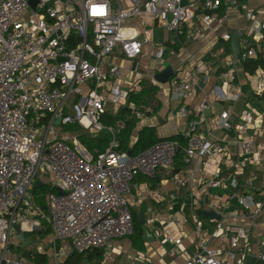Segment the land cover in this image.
Wrapping results in <instances>:
<instances>
[{
	"label": "built area",
	"instance_id": "built-area-1",
	"mask_svg": "<svg viewBox=\"0 0 264 264\" xmlns=\"http://www.w3.org/2000/svg\"><path fill=\"white\" fill-rule=\"evenodd\" d=\"M36 1L33 8L30 0H0V264H29L12 255L10 241L16 225L21 233L30 231L25 227L30 221L35 228L40 226L35 218L41 211L31 191L41 178L50 177V185L56 190L47 197L54 241L67 242L74 253L83 255L132 237L135 224L129 196L134 180L140 176L155 179L160 171L175 168L178 141L162 140L137 155L119 153L114 150L118 146L115 131L101 122L110 105L116 111L128 108L139 120L149 112L146 106L132 101L135 89L124 85L121 68L108 64L112 57L129 62L140 59L145 15L152 17L160 29L174 34L176 44L183 38L194 41L195 35L187 27L199 13L208 31L223 9L242 12L251 27L241 35L237 56L227 62L220 75L222 84L214 89L220 100L230 99L229 90L244 62L256 58L257 53L264 57V5L250 8V0H186L185 6V0ZM134 19L141 29L131 24ZM221 39L230 42L232 35L226 32ZM163 53L164 47L157 46L154 56L158 69L165 65ZM196 68L209 75V63H198ZM168 84L173 99L184 97L191 89L187 78L170 79ZM250 91L239 123H233L229 111L217 121L222 130L238 133L240 162L233 161L234 156L222 142L211 140L212 124L204 113L207 103L199 106V116L188 123L184 163L201 161L206 167L214 160L212 179L205 184L222 191L220 199L234 202L249 223L230 229L226 248L214 249L201 242L184 264H246L247 258L254 256L249 237L263 216L264 203L255 196L256 178L240 180L233 170H264L254 137L247 135L253 131L256 136L263 129L264 108L260 111L255 105L257 98L264 99V79L257 76ZM189 114L188 107L182 106L180 115ZM69 123L113 135L109 149L93 159L76 138H58L56 129ZM118 127L123 128V124ZM222 165L227 168V178ZM181 185L186 181L181 180ZM195 222L200 236L202 223ZM223 234V222H218L210 239ZM153 235L176 244L162 228L155 229ZM169 255L174 258L176 250ZM255 258L254 264H264V242ZM51 264H63L58 254Z\"/></svg>",
	"mask_w": 264,
	"mask_h": 264
},
{
	"label": "crops",
	"instance_id": "crops-1",
	"mask_svg": "<svg viewBox=\"0 0 264 264\" xmlns=\"http://www.w3.org/2000/svg\"><path fill=\"white\" fill-rule=\"evenodd\" d=\"M249 5L250 8L261 7L264 5V0H250ZM126 6H129L128 2H126ZM144 19L146 25L142 29L141 27H137V19L131 22L134 27L141 29L144 33L146 32L145 36L140 37V41L143 44L140 59L137 62H129L120 57H112L108 62V64H116L121 68V78L124 85L130 89L133 86L135 94L140 92L137 86L140 81H145L157 88L154 96L150 99L142 97L138 102L139 106H146L149 112H146L143 119H138L139 123L133 133L130 145H134L137 141L138 134L147 128L154 129L158 138L162 140L175 136L185 137L184 134L187 133L189 121L197 118L199 116V106L202 103H207L208 108L204 113L212 124L211 140L222 142L228 152L234 156L233 161L235 163L240 162L236 145L238 133L222 130L217 121L223 112L229 111L232 115L233 123H239V117L251 96L250 89L254 86L257 76L258 78L264 79V70H258L254 75H249L245 73L243 66H240L234 87L229 90L230 99L228 101L220 100L215 95L214 89L215 87L221 86L220 75L224 71L225 65L230 58H234L232 50L230 53H227L225 47L227 43L231 45V41H223L221 39L222 35L226 32L231 34L232 38L235 33L242 35L249 30L251 27L250 23L245 19L242 12H239L235 8L223 9L219 13V19L212 24L211 29L205 31L202 25V13H199L187 27L188 30L194 33V41L188 42L185 39H181V41L184 40L185 42L183 48L176 50L175 45L177 43L173 44L175 40L174 34L160 29L154 23L152 17L145 15ZM156 32H158L157 42ZM161 39L164 41L163 44L166 45L163 53L164 67L158 69V64H156L155 70H151L147 68L149 63L146 65V71L143 70V62L146 59H144V54L147 52L149 45H151V52L149 54L147 53L148 55L146 57L148 59L151 57L157 62L154 51L159 45L155 44L160 42ZM253 48L259 52L256 46ZM198 63L199 65L201 63H209V75L198 71V68H196ZM168 67H172L175 72V76L171 78L172 81L181 78H187L189 80L191 89L184 97L173 99L169 84L162 85L155 81V76ZM235 88L237 90L239 89L240 93ZM182 106L188 107L189 116L182 117L180 115ZM255 106L262 111L264 108V99L261 101L257 100ZM118 111L110 105L107 113L115 117ZM119 124L121 122L117 123L116 128L104 125L106 128H111L115 131L118 145ZM200 130L203 134H207L204 126H201ZM96 134L98 133H92V135ZM56 135L58 138H76L78 140L76 136L67 137L70 134L64 131L63 126L56 129ZM247 135L252 138L254 137L255 146L261 152L264 163V125L263 129L256 136L253 131H249ZM110 138L112 142L113 135H110ZM214 163V160H210L207 166L204 167L201 161H196L190 165H181L179 170L175 172V168L172 170H162L155 179H148L141 176L137 177L132 184L131 194L129 196L132 213L139 214L140 219L145 215L144 225L149 228L152 234L155 229L162 228L166 234L174 238L176 244L166 243L156 238L154 242L147 243L143 237L144 251L140 252L134 248L129 237L124 238L128 242H125L124 239H118L116 241L120 242L113 244L116 242L113 241L104 250L106 256L113 255L115 256L114 258H117L120 255L122 256V254L128 255L130 252L127 257V262L137 259V261L147 262L148 264H184L189 257L197 252L201 242L207 243L210 245V248L214 249L226 248L230 236V229L249 222L244 219L242 212L236 208L234 202L229 201L225 203V199H220L223 198L222 191L213 189L205 184L212 179ZM222 170L223 173L227 172L225 165H222ZM233 170L238 172L240 180L249 177L256 178L255 196L258 201L264 203V170L262 171L258 167H247L244 173L238 168ZM227 176L228 173L224 175L226 178ZM181 180L186 181L185 186L181 185ZM209 212H215L223 217H221L220 221H216L204 215V213ZM236 212H238V215ZM194 218L197 222L202 223L203 230L200 236L197 232ZM218 222H223L224 234L219 239L211 240L210 237L216 229ZM256 226L253 228L251 236L249 237V242L253 245L254 257L258 255L259 246L264 242V211L262 218ZM15 234L19 235L22 233L16 232ZM11 245H14V247L21 246L19 243H12ZM64 248L71 251L70 255L74 253L68 243L67 245L65 244ZM173 250H176L179 256L176 255L172 258L169 253ZM11 253L13 256L15 255L12 249ZM22 260L29 263L26 259ZM117 264H123V261Z\"/></svg>",
	"mask_w": 264,
	"mask_h": 264
},
{
	"label": "trees",
	"instance_id": "trees-1",
	"mask_svg": "<svg viewBox=\"0 0 264 264\" xmlns=\"http://www.w3.org/2000/svg\"><path fill=\"white\" fill-rule=\"evenodd\" d=\"M184 39V38H183ZM184 40L180 41L175 45L176 50L183 48ZM227 53L231 52V45L226 44ZM243 69L245 73L249 75H254L258 70H264V57L257 53V57L253 59H248L243 63ZM138 88L140 92L138 94H133L132 101L136 104L141 100L142 97L150 99L154 96V93L157 91V88L151 84L146 83L145 81H140L138 83ZM261 101L263 98H257ZM157 110V109H155ZM101 122L103 125L112 126L113 128L117 127V123L121 122L123 128L119 129L118 139L119 145L114 148L115 151L119 153H130L132 155H137L156 143L162 141L159 139L156 131L152 128L143 129L139 134L137 141L134 145H130L132 142L133 133L139 123V120L136 118L135 114L128 108H121L117 115L111 116L107 112L103 114ZM64 131L75 134L78 138L81 145L86 148V150L91 154L93 159H97L98 156L102 153H105L111 144V138L109 133L101 132L96 135L88 134L84 132V129L78 123H69L64 125ZM118 133V132H117ZM164 140V139H163ZM166 140L178 141L180 143V149L177 154V160L175 163V171H178L181 165H184V152L183 150L188 146V139L184 136H175ZM186 165V164H185ZM40 185H34L31 194L34 203L39 207L41 215L35 219L41 222V230L38 233L41 239H46L52 235L51 227L48 222L49 217V205L47 202V197L51 193H55L56 190L50 184L43 183L39 181ZM133 220L135 224V233L130 240L133 243L134 248L140 252L144 251V240H143V225L139 223L140 215L133 212ZM24 236L33 235V232L22 233ZM58 249L61 248L62 242H55ZM24 247L14 245L10 246L13 253L20 257V259H26L29 261V264H50V258L48 254L45 253H35L29 252L23 249ZM105 255L104 250H94L90 251L83 255H78L77 253H72L68 258L63 262V264H100Z\"/></svg>",
	"mask_w": 264,
	"mask_h": 264
},
{
	"label": "rangeland",
	"instance_id": "rangeland-1",
	"mask_svg": "<svg viewBox=\"0 0 264 264\" xmlns=\"http://www.w3.org/2000/svg\"><path fill=\"white\" fill-rule=\"evenodd\" d=\"M157 36H158V32H156V42H157ZM163 43H164V41H163V39H161V41L158 42L155 45L162 46V47H164L166 49V45H164ZM150 52H151V45H149V47L147 48V52L144 54V59L145 58L147 59V60L145 59L144 62H143V70H145V71H146V67H147L146 65H148L149 63L150 64L148 65L147 68H149L151 70H155V67H156V64H157V62H156L155 59H153L151 57H150V59H148L146 57ZM66 113L67 114L69 113V109L68 108L66 109ZM72 115L73 114L71 112L70 113V116H72ZM84 132L85 133H88V134L89 133L90 134L93 133L92 130L87 131L85 129H84ZM69 134L70 135L67 136V137L76 136L75 134H71V133H69ZM40 180L43 183H48V184H51L52 183V180L50 179V177H48V178H41ZM30 220H32V219H30ZM38 222H40V221H38ZM29 229H30V231H28V232H33V235L24 236L23 234H19V235L13 234L12 237H11L10 244H12V243L13 244L14 243H19L22 247H24L23 248L24 250L29 251V252H38V251H43L44 253L46 252L48 254L49 258H50V263H52L54 261L55 254H58V259H60L62 262H64L68 258V256L70 255V252L71 251L64 248L65 244L67 245V243L62 242L61 243V248L58 249L56 247V243H55L52 235L50 237L46 238V239H41L38 236L39 235L38 233L41 230V222H40V226L38 228H35V224L32 223V221H30V223H29ZM124 240H125V242H128L127 239H124ZM117 242H120V241H116L113 244H116ZM129 253H128V255H129ZM128 255L127 254H122V256L120 255L119 257L114 258L115 256H113V255L106 256V254H105L104 257H103V259H102V261L100 262V264H117V263H120V261H123V264H132V263L139 264L138 262H134L132 260H129V262H127L128 261V259H127ZM176 255H178L177 252H176ZM14 256L16 258H20V257H18L16 255H14Z\"/></svg>",
	"mask_w": 264,
	"mask_h": 264
},
{
	"label": "water",
	"instance_id": "water-1",
	"mask_svg": "<svg viewBox=\"0 0 264 264\" xmlns=\"http://www.w3.org/2000/svg\"><path fill=\"white\" fill-rule=\"evenodd\" d=\"M36 3L37 1L36 0H30V5L35 8L36 6ZM183 6H185L187 4V1H183ZM240 38H241V35L239 33H235L233 35V38L231 40V47H232V52H233V57L235 58L237 56V52H238V44H239V41H240ZM175 76V72L173 70L172 67H168L166 68L164 71H162L161 73H158L156 76H155V81L159 84H162V85H165L167 84L171 78H173ZM61 119L58 120L56 122V126L60 125L61 124ZM130 154V153H129ZM37 186L40 185L39 182L36 183ZM62 194V192H61ZM204 215L206 217H209L211 219H214L216 221H220L221 220V216L215 212H209V213H204ZM144 220H145V215L142 216V218L139 220V223L140 224H143V233H144V240L149 243V242H154L155 241V237L154 235L151 233V231L149 230V228H147L145 225H144ZM14 229L17 233H20L21 232V228L20 226L16 225L14 226ZM255 257L254 256H249L247 258V262L246 264H254L255 262Z\"/></svg>",
	"mask_w": 264,
	"mask_h": 264
},
{
	"label": "bare ground",
	"instance_id": "bare-ground-1",
	"mask_svg": "<svg viewBox=\"0 0 264 264\" xmlns=\"http://www.w3.org/2000/svg\"><path fill=\"white\" fill-rule=\"evenodd\" d=\"M25 227H26V228H29V226H25ZM26 228H25V229H26Z\"/></svg>",
	"mask_w": 264,
	"mask_h": 264
}]
</instances>
